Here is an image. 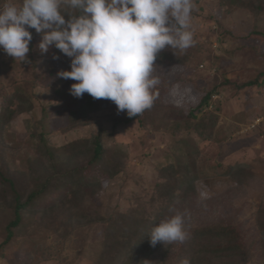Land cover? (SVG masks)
I'll return each mask as SVG.
<instances>
[{
  "label": "rangeland",
  "instance_id": "374dc122",
  "mask_svg": "<svg viewBox=\"0 0 264 264\" xmlns=\"http://www.w3.org/2000/svg\"><path fill=\"white\" fill-rule=\"evenodd\" d=\"M3 3L4 0L0 7ZM193 5L198 19L191 18L190 30L194 38V44L188 48L191 60L185 66L173 61L156 64L153 75L158 79V102L174 109V115L180 111L185 117L215 82V91L204 109L195 111L194 117L189 116V121H197L208 110H214L217 115L215 126L206 129L210 131V138L200 139L194 130L174 133L165 120L160 121L157 117L152 119L153 127L150 124L141 126L136 121L120 124L115 135L104 137V143L120 147L129 157L128 164L124 173L113 180L102 177L101 189L93 200L103 214L114 208L123 212L135 209L151 215L160 207L154 187L160 180L159 169L171 163L194 162L198 170L196 191L186 204L177 198L172 206L186 213V222L189 219L209 222L222 218L239 226L246 240H256L254 213L260 204L264 205V79L243 89L235 88L233 83L247 81L264 70V35L261 34L264 32V15L253 17L235 0H193ZM0 51V59L7 57ZM35 56L36 67L32 68L28 61L21 67L19 77L29 78L35 73L40 76L37 93L47 103L54 99L48 84L55 82L59 71L70 70V58L52 60L47 53H36ZM12 78L11 73L1 75L0 84L4 89L9 90ZM223 80L227 81L221 83ZM74 82L62 79L53 88L71 94L70 87ZM85 101L93 104L95 99L85 93L81 98L73 96L57 104V111L48 118V136L52 144H63L86 132L82 128H67V122L85 116ZM22 104L27 107L28 102L24 100ZM89 107V116L95 122L100 120L108 129L110 124L104 119L115 115L121 117L123 113H118L116 105L107 99L101 102L98 110H92L93 105ZM6 111H0V123L5 122ZM96 127L93 123L91 129L96 130ZM9 134L16 138L9 145L15 149L27 136L19 120L10 126ZM19 161L17 157L15 164L19 165ZM232 162H239L253 171L250 190L237 188L234 181L221 173L220 166H207L210 163L224 166ZM53 202V199L47 201L35 213L36 221L47 230L56 229L69 215L63 206ZM3 226L0 215V242ZM102 231V225L96 224L86 230L74 229L65 239L58 233L45 232L46 237L38 239L31 248L25 246L26 235L30 233L27 231L0 248V264H90L102 245ZM254 248L252 264H263L257 242Z\"/></svg>",
  "mask_w": 264,
  "mask_h": 264
},
{
  "label": "trees",
  "instance_id": "16d2710c",
  "mask_svg": "<svg viewBox=\"0 0 264 264\" xmlns=\"http://www.w3.org/2000/svg\"><path fill=\"white\" fill-rule=\"evenodd\" d=\"M235 2L238 6L248 9L253 17L264 15V0ZM196 17L195 12H192V19ZM30 31L33 38L29 44L28 61L30 66L35 68V55L41 53L38 48L41 35L34 29ZM261 34L264 35V32ZM47 54H50L52 60L54 55L62 59L68 58L54 47L50 48ZM189 60V49L175 50V54L172 50L165 49L157 55L156 64L173 61L185 66ZM27 63H21L10 56L0 59V78L4 72L13 75L9 90L0 84V111L6 109L8 113L5 122L0 123V215L4 221L0 248L27 231L30 233L26 235L25 246L31 248L38 239H44L47 232L58 233L65 239L74 229L86 230L100 224L103 227L102 245L90 264H180L184 258H188L191 264H252L255 242L258 243L264 264L262 204L254 213L256 240H246L239 226L222 218H214L209 222L189 219L186 222L189 235L183 244L165 246L158 243L155 247L150 245L149 232L160 219L171 214L169 208L173 207L175 199L179 198L181 203L186 204L189 197L195 193L198 170L194 162L171 163L159 169L160 180L154 187L160 207L151 215L141 214L135 209L123 212L114 208L103 214L93 200L101 189L102 177L111 181L120 176L129 161L128 155L120 147L107 146L104 143L105 136L115 135L120 124L127 125L134 121L141 126H152V119L157 117L160 121L165 120L174 133L180 130H194L200 139H208L210 131L206 129L213 128L217 120L214 110H208L197 121H189V116L194 117L195 111L204 109L215 91V82L198 104L188 111L187 117L182 116L180 111L174 115V109L158 102L160 93L157 91V85L154 89L156 99L150 109L132 118H129L126 112H123L121 117L107 116L104 121L109 122V129L100 120L95 122L88 114L90 105H93L92 110H98L104 99H95L93 104L85 101L83 105L87 113L76 121L67 122V128H82L86 129V132L63 144L54 145L48 136V118L57 111V104L64 103L67 98H73V95L58 87L53 88L54 84L63 79L57 77L55 82L48 84V88L53 90L54 99L44 102L37 93L41 77L36 73L29 78L19 77L21 67ZM200 64L202 65V62ZM261 78L264 79V70L258 71L247 81L233 83V86L239 89L253 87ZM24 100L28 102L27 107L22 104ZM16 120L22 123L27 136L15 149L14 146H9L16 139L14 135L9 137V128ZM93 123L97 126L96 130L91 129ZM17 157L20 158L19 165L15 164ZM207 166H220L221 173L234 181L237 188L250 190L253 187L249 181L253 171L246 165L232 162L224 166L219 163H210ZM51 199L54 200V205L63 206L69 215L56 229L47 230L36 221L35 213Z\"/></svg>",
  "mask_w": 264,
  "mask_h": 264
},
{
  "label": "clouds",
  "instance_id": "9594fccd",
  "mask_svg": "<svg viewBox=\"0 0 264 264\" xmlns=\"http://www.w3.org/2000/svg\"><path fill=\"white\" fill-rule=\"evenodd\" d=\"M193 7V0H4L0 50L28 62L34 29L41 35L42 54L54 47L70 58V70L57 75L75 81L71 95L107 99L118 113L137 117L156 99L157 55L165 49L175 54L194 44ZM169 213L149 232L151 246L187 240L186 213L174 207ZM180 264L191 262L184 258Z\"/></svg>",
  "mask_w": 264,
  "mask_h": 264
}]
</instances>
